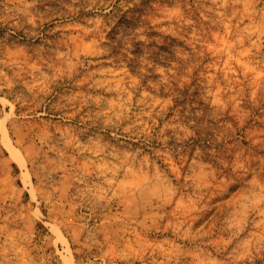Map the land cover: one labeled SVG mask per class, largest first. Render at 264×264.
Wrapping results in <instances>:
<instances>
[{
  "label": "rangeland",
  "instance_id": "374dc122",
  "mask_svg": "<svg viewBox=\"0 0 264 264\" xmlns=\"http://www.w3.org/2000/svg\"><path fill=\"white\" fill-rule=\"evenodd\" d=\"M0 264H264V0H0Z\"/></svg>",
  "mask_w": 264,
  "mask_h": 264
},
{
  "label": "bare ground",
  "instance_id": "6f19581e",
  "mask_svg": "<svg viewBox=\"0 0 264 264\" xmlns=\"http://www.w3.org/2000/svg\"><path fill=\"white\" fill-rule=\"evenodd\" d=\"M67 250H68L69 252H70V250H71V249H70V246H68V245H67Z\"/></svg>",
  "mask_w": 264,
  "mask_h": 264
}]
</instances>
